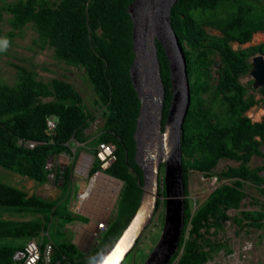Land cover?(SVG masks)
Listing matches in <instances>:
<instances>
[{
	"label": "trees",
	"instance_id": "obj_1",
	"mask_svg": "<svg viewBox=\"0 0 264 264\" xmlns=\"http://www.w3.org/2000/svg\"><path fill=\"white\" fill-rule=\"evenodd\" d=\"M132 1L13 0L0 4V24L5 19L4 13L10 14L7 17L12 26L9 35L32 23L42 47H53L58 59L85 69L104 108L105 118L98 136L91 140L93 153L102 142L115 144L117 159L106 173L124 181L116 213L98 244L85 252L63 237L55 241L50 264H63L64 255L75 264H96L98 251L120 238L141 204L144 172L135 159L140 99L130 74L135 57L133 19L128 11ZM171 22L186 58L191 93L181 129L185 193H188V173L192 168L208 177L236 179L217 187L195 213L185 199V226L179 249L167 264H173L176 259L179 264H203L223 244L211 243L208 239L204 244L199 243L201 229L212 225L221 227L230 219L227 211L238 208L246 196L244 181H252L258 187L264 182V175L260 174L264 163L255 168L248 165L253 155H264L261 150L264 119L253 121L246 115L259 100L248 94L241 82V77L253 66L250 57L264 54V42L238 49L232 45L233 42L247 43L256 32L264 31V0H178L172 8ZM207 26L217 27L221 35L209 33ZM157 46L166 90L164 129L173 89L169 58L159 41ZM217 57L219 76L214 83ZM17 68L14 84L0 80V166L41 185L48 182L47 159L70 152L72 142H86L85 130L96 114L85 107L71 82L61 78L43 81L37 78L36 71L21 65ZM260 91L264 106V86ZM50 115L59 119L53 142L46 132V119ZM21 137L46 143L27 148L18 144ZM222 158L238 160L240 165L213 172ZM99 169L97 158L91 175ZM70 171L69 166L64 172L62 197L66 194ZM160 176L159 172V196ZM260 190L264 193L262 187ZM29 194V190L0 181V213L34 214L33 218L23 220L0 217V239L10 241L0 243V264H17L13 260L14 252L23 248L27 239L48 230L55 218L61 228L84 218L68 210V198L46 199L36 193ZM160 202L158 199L157 208ZM242 216L235 218L239 224L264 227V210H243ZM59 232L62 237L61 230H57V235ZM205 245L212 251L206 250Z\"/></svg>",
	"mask_w": 264,
	"mask_h": 264
},
{
	"label": "rangeland",
	"instance_id": "obj_2",
	"mask_svg": "<svg viewBox=\"0 0 264 264\" xmlns=\"http://www.w3.org/2000/svg\"><path fill=\"white\" fill-rule=\"evenodd\" d=\"M13 0H0V4ZM5 19L2 20L0 24V46H4L5 41L7 42V47L5 51H0V80L14 84L18 78V68L17 65L26 66L29 69H32L37 72V78L43 81H50L53 78H61L68 82H71L76 90L80 93L83 98L85 107L96 114V119L90 124V126L85 130L88 135L86 142L83 145L77 146L75 142L71 143L72 148H76L77 153L86 152L90 155H93V144L91 140L96 138L101 131V128L104 124V115L103 107L99 100L98 94L93 88L92 83L88 79L86 71L83 67H76L69 65L58 59L54 54V49L51 46L42 47L38 41V33L34 29L33 24H27L23 29L14 30V34L9 35L12 30L11 24L8 22L7 17L10 16L9 13H4ZM209 33L214 35H221V31L217 27L207 26ZM264 42V31L256 32L253 35L251 41L240 44L238 42H233L232 45L235 49L246 48L252 45L259 44ZM161 43V42H160ZM261 53H257L258 55ZM250 57V61L254 64V56ZM218 57L216 58V60ZM216 64V62H215ZM219 64L214 65L213 67V82H217L219 73L216 72V69ZM254 69V65L251 70L241 77V82L247 87L248 94H253L256 99L259 100L258 104L251 107L247 112L248 115L253 121H260L264 119V106H263V94L260 91L262 86L255 85V78L251 71ZM173 89V88H172ZM208 96V94H205ZM45 100L50 98H44ZM261 150L264 152V144L261 146ZM67 157H64V164L68 163ZM264 163V155H253L248 165L251 168H255ZM240 161L222 158L219 160L217 165L213 168V172L219 173L223 170H226L230 166H239ZM161 173V195L158 199L161 200L158 208L155 206V211L152 214L150 221L147 223L145 229L138 236L137 241L132 245L131 250L128 252L127 256L123 260V264H146L150 256L153 254L158 244L160 243L164 231L166 228L167 222V199L168 195L166 193V179H165V162L164 160L160 165ZM261 175H264V170L260 172ZM75 177V190L73 197L77 199V195L80 190L84 189L88 184V179L83 175L77 173L74 174ZM26 177L20 175L17 172L9 170L0 166V181H3L7 184L26 188L31 190L33 185L26 182ZM236 179L229 178H218L216 176L208 177L204 172L197 169H190L188 173V193H184V198L188 199L192 213H195L204 203L208 200L211 193L220 185L233 183ZM112 185L115 182L109 181ZM120 183V187L124 182L121 180L116 181ZM46 188L41 187L40 190L47 191V194L51 198L62 197L59 189L55 188L50 181L47 183ZM40 186V185H39ZM38 186V187H39ZM144 186V185H143ZM246 196L241 201V205L238 208H231L227 211L230 216V219L223 223V226L218 227L212 225L209 228H202V236L199 238V243L204 244L206 239L211 243H222L216 251H212L209 245H205V249L213 253V256L203 264H264V227H255L254 225L239 224L235 218H242L243 210H264V193L261 192L260 187L264 189V182L258 187L257 184L252 181H244L243 184ZM94 193L91 192L90 199L86 200L84 205L83 213L89 215L91 220H93L92 225L95 222L101 221L103 218L112 219L116 213L117 201L120 194L112 198V192L109 194L104 193L102 184L94 186ZM110 189V188H109ZM144 190V187H143ZM38 191V190H37ZM63 198V197H62ZM77 202V201H76ZM71 204V198H69V207H72L76 204ZM88 204V205H87ZM77 206V204H76ZM89 206V207H88ZM0 217L12 218V219H30L34 217V214L18 216V215H9L7 213H0ZM84 221V219H83ZM213 221V220H212ZM211 221V222H212ZM89 222V221H88ZM88 222L75 221L66 226V228H61L59 222L56 220L49 226V231L54 239L58 241L65 237L67 240L74 241L75 236L77 237L81 229L85 232H90L91 225L86 224ZM185 226V219L183 228ZM182 228V231H183ZM57 230H61L62 237L60 232L57 235ZM189 238V234H187ZM10 242L6 239H0V243ZM252 243V247L248 251L245 250V244ZM98 244V238H90L82 244L81 247L84 251L88 252L93 249L94 246ZM115 244L110 243L104 248L98 251V260L96 264H100L103 256L106 255L108 250L113 247ZM179 247L176 249L177 252ZM175 254V253H174ZM173 254V255H174ZM172 255V256H173ZM172 257L169 258V260ZM167 261V263L169 262ZM166 263V264H167ZM173 264H179L178 259H176Z\"/></svg>",
	"mask_w": 264,
	"mask_h": 264
},
{
	"label": "water",
	"instance_id": "obj_3",
	"mask_svg": "<svg viewBox=\"0 0 264 264\" xmlns=\"http://www.w3.org/2000/svg\"><path fill=\"white\" fill-rule=\"evenodd\" d=\"M177 1L178 0H133L129 4L128 11L133 19V49L135 53L133 63L130 67V74L133 86L140 99V111L135 131L137 144L135 159L144 172V190L141 204L135 216L120 238L115 242L114 246L103 256L100 264H115L116 258L119 260L118 264H123V260L131 250L133 243L137 241L138 236L150 221L159 197L160 165L158 159L161 154L165 155L166 193L168 195L167 213H169L172 204L175 207L176 213V230L174 231L175 249H173L171 254L164 260L163 264L167 263L179 246V240L185 219V183L182 167L183 154L181 129L189 108L191 93L186 58L171 22L172 8ZM158 24L168 33L169 37L174 40L178 59L182 65L181 83L183 84L184 89V101L181 114L176 124V132L173 135L168 133V125L171 119L172 108L176 96L171 58L164 45L161 43L169 58L173 88V99L163 129L162 118L166 90L162 77L157 41H154V38L152 37L153 34L150 36V39L148 36L150 28L154 27V29H156ZM215 62L216 64H219L217 60ZM253 65L254 69L251 73L255 78V85L264 86V54L261 53L255 55ZM141 159L144 161H150L152 170L150 181L151 187L156 195H153L150 198L148 197V199L145 192L147 173L145 165ZM121 181L124 182L123 180ZM170 181L173 183L171 186L173 192L179 196V198H175V200L169 199L171 194ZM34 193L35 190L32 189L29 196ZM148 200V209L144 212V207ZM167 224L168 215L166 227ZM152 255L146 264H150Z\"/></svg>",
	"mask_w": 264,
	"mask_h": 264
},
{
	"label": "built area",
	"instance_id": "obj_4",
	"mask_svg": "<svg viewBox=\"0 0 264 264\" xmlns=\"http://www.w3.org/2000/svg\"><path fill=\"white\" fill-rule=\"evenodd\" d=\"M58 121L59 119L55 115H50L46 119V132L51 137L50 142H53L54 140L53 136L56 132ZM45 143L46 142L42 140H31L22 137L18 139V144L27 148H35L37 145H42ZM75 143L77 146L84 144L81 142ZM115 151V144L102 142L98 145L97 151L93 155H90L86 152L77 153L76 148L72 147L70 152H62L57 155H52L47 159L46 162V168L49 170L48 183L51 181L55 188L63 187L65 184L64 172L66 171V168L70 166L71 174L66 194L71 195L72 197L75 188L74 174L77 173L89 178L94 161L98 158L100 161V169L91 175V178L88 179L89 185L77 195L78 202L82 204L83 201L87 200L90 196L91 191H88V189L93 186L94 182L100 175H102L104 179H116L115 177L106 173V170L117 159ZM64 157H67V161H69L66 164L63 163ZM102 187L104 191H108V189L104 186V181L102 182ZM71 203H74V200H72ZM107 228L108 221L103 218L101 221L97 222L96 229L93 231V236L96 238L101 237L102 233L105 232ZM55 246V241L51 238L49 232L42 231L40 235L27 239L24 247L19 248L14 252L13 260L17 264H39L40 262H43L44 264H50ZM251 247L252 243H246L244 251H248ZM63 258L65 260L63 264H75V262L71 259H67L65 255ZM58 264L62 263L58 262Z\"/></svg>",
	"mask_w": 264,
	"mask_h": 264
},
{
	"label": "bare ground",
	"instance_id": "obj_5",
	"mask_svg": "<svg viewBox=\"0 0 264 264\" xmlns=\"http://www.w3.org/2000/svg\"><path fill=\"white\" fill-rule=\"evenodd\" d=\"M153 34L154 41H160L165 49L167 50L170 58H171V63H172V69H173V76H174V84H175V102L172 108V113H171V119L168 125V133L169 134H175L176 132V124L179 119V116L181 114L182 106H183V101H184V89H183V84L181 83V73H182V65L178 59V55L176 52V47L174 40H172L171 37H169L168 33L162 29L161 26H156V29L154 27L150 28L148 31V36L150 39V36ZM165 161V155H160L158 161L159 165H161L162 161ZM141 161L144 163L145 168H146V173H147V183L145 185V192L148 197L150 198L153 195H156L151 187V166H150V161H144L141 159ZM100 180L104 181V186L108 189L107 194L109 192H112V198L113 196L115 197L118 194L119 188H120V183H117L116 181H119L118 179H104L102 175H100L96 181L94 182L93 186L88 189V191H91L94 193V186L99 183ZM115 182L114 185H112L109 181ZM96 183V184H95ZM173 183L170 181V200H175V198H179L172 189ZM110 188V189H109ZM104 191V190H103ZM106 193V191H104ZM91 196V193H90ZM89 196V199H90ZM148 204L149 200L146 202L145 207H144V212L148 209ZM88 205V204H87ZM89 207V206H88ZM176 213H175V207L172 204L168 213V224L166 227V230L164 232V235L158 244L156 250L154 251L151 259H150V264H163L164 260L171 254L174 247V242H175V237H174V231L176 230ZM118 256V255H117ZM118 258L115 259V264L119 263ZM113 264V263H112Z\"/></svg>",
	"mask_w": 264,
	"mask_h": 264
},
{
	"label": "crops",
	"instance_id": "obj_6",
	"mask_svg": "<svg viewBox=\"0 0 264 264\" xmlns=\"http://www.w3.org/2000/svg\"><path fill=\"white\" fill-rule=\"evenodd\" d=\"M70 174H71V171H70ZM110 175V174H109ZM116 178V177H115ZM25 179H27L26 180V182H24V183H29L30 182V184H32L33 185V188L32 189H34L35 190V193L36 194H38L39 196H41V197H44V198H46V199H58L59 197H55V198H51V197H49L48 196V194H47V191H42V190H40L41 189V187H43V189L44 188H46V186L48 185L47 183L48 182H46V183H44V184H41L40 186L39 185H37V183L33 180V179H29V178H25ZM116 179H118V180H120L119 178H116ZM102 182H103V180H100L99 181V183L98 184H102ZM97 184V185H98ZM89 185V184H88ZM87 185V186H88ZM39 186V187H38ZM19 187V186H18ZM123 187V186H122ZM19 188H21V187H19ZM60 187H58L57 189H59ZM22 189H25V190H27L25 187L24 188H22ZM31 189V190H32ZM85 189V188H84ZM84 189H82V190H84ZM119 189H122L121 187L119 188ZM31 190H29L30 192H31ZM38 190V191H37ZM60 190V193L59 194H63L64 193V186H63V189H59ZM75 190V189H74ZM82 190H80L79 191V193L82 191ZM67 191V190H66ZM121 191V190H120ZM74 194V193H73ZM66 198H68V201H69V198H71V201L72 200H74V202H76V204L78 205V207L76 206V204L74 205V206H72V207H69V204L67 205V207H68V210L70 211V212H72L73 214H77V215H81V216H83L84 218H87V219H84V221H83V219L82 220H75V221H81V222H88V223H86V224H89V225H91V230H90V232H85V231H82V229H81V231L79 232V233H81V234H79L77 237L75 236L74 238H69V239H73L74 241H72L73 243H75L82 251H84L83 249H82V247H81V245L82 244H85V242L89 239V237L91 238H95L94 236H93V231L96 229V224H97V221L95 222V224L94 225H92V222H93V220H91V218L89 217V215H85V213H83V209H84V207H82L81 205L83 204H85L84 202L86 201H83V203L81 204V203H79L78 202V199H75L73 196L71 197V195H67V194H65L64 195V197H63V200L64 199H66ZM89 199V198H88ZM87 199V200H88ZM71 204H74V203H71ZM58 218H56V220H57ZM105 219L108 221V226H109V222H110V220L111 219H109V218H106L105 217ZM75 221H73V222H75ZM73 222H70V223H67L65 226H64V228H66V226H70V224L71 223H73ZM108 229V228H107ZM46 231H48L49 232V235L51 236V234H50V231H49V229L48 230H46ZM107 231V230H106ZM105 231V232H106ZM105 232H103L102 233V235L105 233ZM102 235H101V237H102ZM101 237H99L98 238V242H99V240L101 239ZM51 238H52V236H51ZM53 239V238H52ZM71 241V240H70ZM86 252V251H85Z\"/></svg>",
	"mask_w": 264,
	"mask_h": 264
},
{
	"label": "clouds",
	"instance_id": "obj_7",
	"mask_svg": "<svg viewBox=\"0 0 264 264\" xmlns=\"http://www.w3.org/2000/svg\"><path fill=\"white\" fill-rule=\"evenodd\" d=\"M7 47V42L5 41L4 46H0V51H5Z\"/></svg>",
	"mask_w": 264,
	"mask_h": 264
}]
</instances>
